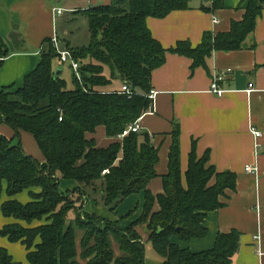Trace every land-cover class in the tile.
<instances>
[{
	"label": "trees",
	"instance_id": "16d2710c",
	"mask_svg": "<svg viewBox=\"0 0 264 264\" xmlns=\"http://www.w3.org/2000/svg\"><path fill=\"white\" fill-rule=\"evenodd\" d=\"M192 1L111 0L107 6L86 10L83 14L92 43L68 49L80 65L81 80L74 77L75 89L56 77L54 63L60 55L53 40H46L41 62L25 78L23 87L0 91V124L16 133L12 139L0 136V204L4 193L11 198L29 189L42 191L41 195L31 193L35 201L26 205L14 199L2 203V214L29 224L50 215L51 224L35 229L17 224L0 229L1 237L25 247L30 264H145L146 249L134 229L140 224L147 226L151 245L163 264L233 263L241 248V233L235 230L219 234L214 248L202 253L181 248L173 240L189 242L207 237V215L222 209L226 205L222 198L228 191L237 190L236 174L218 172L208 152L198 157L195 142L184 185L180 127L175 125L168 172L163 176L164 192L155 196L148 186L159 176V148L147 134L131 132L122 142L106 148H99L88 138L103 127L106 136L115 139L145 116L152 102L148 97L152 75L165 64L169 53L191 59L193 71L207 67L215 52L241 50L264 11V0H241V5H246L244 19L233 21L230 32L217 36L205 33L195 48L188 41L166 50L152 36L147 21L186 11ZM205 1L209 12L226 7L225 0ZM9 55L8 44L0 38V69ZM105 66L135 94L107 93L104 88L112 83L105 76ZM24 132L33 136L43 162L28 155L21 141L14 143ZM105 170L109 173L103 174ZM62 180H73L81 188L64 194L60 190ZM98 182L105 205H115L113 210L126 198L144 193L143 211L131 228L123 230L110 220L83 211L87 197L83 188H97ZM72 212L74 217L70 218ZM0 264L22 263L0 247Z\"/></svg>",
	"mask_w": 264,
	"mask_h": 264
},
{
	"label": "crops",
	"instance_id": "0c3cea01",
	"mask_svg": "<svg viewBox=\"0 0 264 264\" xmlns=\"http://www.w3.org/2000/svg\"><path fill=\"white\" fill-rule=\"evenodd\" d=\"M110 3L111 0H0V38L6 41L10 50L9 57L0 69V91L8 87L15 90L23 87L25 78L34 73L41 62L46 40L57 38L62 51L71 48L69 44L66 48L62 47L56 35V23L67 11L76 13ZM208 4L205 0H193L186 11H174L163 19H149L147 22L152 36L166 50L173 49L179 42L188 41L195 48L202 43L205 33L214 36L228 33L233 21H243L246 13V5H241V0H225L226 7L218 12H209L206 9ZM58 10H62L63 14L58 15ZM214 17L219 20L217 25L214 24ZM191 65V59L169 53L165 64L152 75V90L157 92L153 112L146 113L139 122L142 128L140 134H147L151 143L159 148L160 162L156 168L159 176L150 182L148 188L155 196L164 192L163 176L168 172L172 133L175 125H178L184 185L189 154L196 142L198 157L203 158L208 152L210 163L218 172L229 171L237 175V190L228 191L227 197L222 198L226 204L222 209L208 213L204 223L207 237L189 242L175 238L173 242L193 253L208 252L214 248L219 234L235 230L241 233V248L232 259V264H264V11L258 18L255 31L244 42L241 50L215 52L204 68L193 71ZM228 70H232V73H227ZM61 71L60 75L63 73ZM219 75H226L220 82L225 89L220 97L211 92L212 80ZM124 84L122 81L121 85L112 83L104 90L107 93L121 92ZM250 84H254V88L248 92ZM5 128V124H0L2 136L7 134ZM253 128L263 136L256 138ZM100 131H103L102 138L98 134ZM31 137L37 147V151L32 149V152L38 155L34 157L24 151L43 162L41 150ZM88 138L94 139L99 148L123 140L118 137L109 139L103 127L89 134ZM246 166H254L257 172L247 173ZM77 189L79 186L75 181H61V191L68 194ZM20 196L24 198L21 200ZM144 197V193H141L126 198L113 214L86 197L83 211L110 220L126 230L139 220ZM12 199L26 205L31 201L30 192L11 198L3 194L0 229L14 223L1 211L2 203ZM133 210L137 212L130 217ZM155 210H159V205H156ZM42 224L48 223L42 222L38 226ZM134 226L145 246L150 242L147 226ZM18 246L23 256L17 259L13 248ZM0 247L6 249L16 262L30 264L28 252L21 243H12L7 237L0 236ZM114 250L117 256L121 255L116 245ZM145 264L162 262L156 259L155 262L145 261Z\"/></svg>",
	"mask_w": 264,
	"mask_h": 264
},
{
	"label": "rangeland",
	"instance_id": "374dc122",
	"mask_svg": "<svg viewBox=\"0 0 264 264\" xmlns=\"http://www.w3.org/2000/svg\"><path fill=\"white\" fill-rule=\"evenodd\" d=\"M84 11H86V10H82V11L76 12V13L67 11V13H65V15L62 16V19H59L58 23H56V25H57L56 35L58 36L60 43L62 44V47L66 48L67 44H69L71 48H83V47H88L92 43V39L90 38V28H89V24H88V19H87L86 15L83 14ZM60 49L63 50L62 48H60ZM54 68H55V70H58V69L63 70L62 75H60L61 79H64L67 82L69 89H75L76 85H74L73 80H74L75 76L77 77L78 73H75L74 70L71 69L69 64L68 65L67 64L66 65L61 64L59 60H56V62L54 63ZM104 69H105V76L107 77V79L109 81H111V83H113V84L117 83V84L121 85L120 79L116 77L117 73H114V71L107 66H105ZM14 90L15 89H13V91ZM5 129L7 131V134H4L6 137H8V138L10 137V139H11L15 136L16 133L10 127L7 126V128H5ZM98 134H99V137L102 138L103 131H100V133H98ZM100 134H101V136H100ZM2 135L3 134L0 133V136H2ZM19 141L22 142V147L24 146V150H26L30 154H33L32 149H35L34 151H37V147L35 146V144L33 142L31 134H29L28 132L22 133L20 138H15L14 143L17 144ZM37 155H38V153L34 152L33 156L35 157ZM78 186H79V188H81V186L79 184H78ZM83 190L85 191V193H87V198L89 200H91L93 203L98 205L100 208L106 209L109 212V214L110 213L113 214L116 211V210H113V209H115V205H113V206L105 205L103 195H102L103 190H102L100 182L97 183V188L96 187L95 188L86 187V188H83ZM26 191L30 192V197H31L30 202L35 201V198L32 196L31 193H34L35 195H41V193H42V191L40 189H29ZM26 191H24V193H26ZM64 194H67V193L64 192ZM23 198H24V196H20L21 200ZM41 200H42V198L40 200H37V201L41 202ZM136 212H137L136 210H133L130 217H132ZM72 217H74V212H72L70 214V218H72ZM11 218L13 219V222H14L13 224L20 225L26 229L27 228L28 229L38 228V227H40L38 225L42 222L43 223L47 222L48 224H51L50 215L44 216L41 221L35 220V221H33L32 224L19 221L13 217H11ZM128 218H129V216L125 217V219H128ZM42 225H45V224H42ZM145 246H146L145 249H146V254H147L146 261L149 260L150 262H155L156 259H159L163 264L162 257L159 256L155 252L154 249H152L150 242H148ZM20 250H21L20 246L13 248L14 256L17 259L20 256H23V252H22V250L21 251Z\"/></svg>",
	"mask_w": 264,
	"mask_h": 264
},
{
	"label": "built area",
	"instance_id": "2783aa9c",
	"mask_svg": "<svg viewBox=\"0 0 264 264\" xmlns=\"http://www.w3.org/2000/svg\"><path fill=\"white\" fill-rule=\"evenodd\" d=\"M211 1V0H209ZM63 11L62 10H58V15H62ZM214 24L217 25L219 23V20H217L215 17L213 18ZM54 42V47L56 48L57 53L60 55V63L61 64H69L72 68V70H74L75 73H78L77 78L78 80H81V75H80V65L79 62H77L73 56V54H71V52L68 51H62L60 49L59 46V41L57 40V38H53L52 39ZM227 73H232V70H228ZM226 77V75H219L218 77L216 76L215 78H213V83L211 85V92L213 94H215L216 96H222L225 93V89L221 87L220 82ZM254 88V84H250L248 92L252 91ZM122 94H125L129 97L133 96L135 94L134 91H132L131 87L129 84L125 83L121 92ZM157 96V92L154 90H151L150 93L148 94V97L151 99V106L148 109L147 113H151L153 112V102L156 99L155 97ZM142 119V118H141ZM140 119V120H141ZM62 121V118L60 119ZM140 120H138L136 123H134L133 125H131L130 127L127 128L126 131H124L121 135L118 136V138L120 139H124L125 137L129 136L131 132H135V133H140L142 128H140L139 126V122ZM253 134L256 136V138H261L263 136V134L256 130L255 128L252 129ZM245 171L247 173H255L257 172V168H255L254 166H246L245 167ZM109 173L108 170L103 171V174H107Z\"/></svg>",
	"mask_w": 264,
	"mask_h": 264
},
{
	"label": "water",
	"instance_id": "95a60500",
	"mask_svg": "<svg viewBox=\"0 0 264 264\" xmlns=\"http://www.w3.org/2000/svg\"><path fill=\"white\" fill-rule=\"evenodd\" d=\"M61 72H62L61 70L57 71V73H56V77H58V76L60 75Z\"/></svg>",
	"mask_w": 264,
	"mask_h": 264
}]
</instances>
